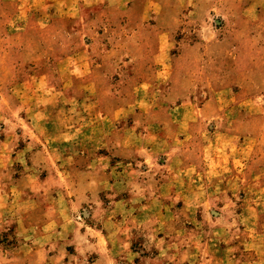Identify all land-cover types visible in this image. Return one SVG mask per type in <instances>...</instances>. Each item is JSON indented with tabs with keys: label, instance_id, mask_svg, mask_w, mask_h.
<instances>
[{
	"label": "rangeland",
	"instance_id": "obj_1",
	"mask_svg": "<svg viewBox=\"0 0 264 264\" xmlns=\"http://www.w3.org/2000/svg\"><path fill=\"white\" fill-rule=\"evenodd\" d=\"M0 264H264V0H0Z\"/></svg>",
	"mask_w": 264,
	"mask_h": 264
}]
</instances>
